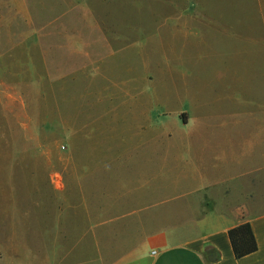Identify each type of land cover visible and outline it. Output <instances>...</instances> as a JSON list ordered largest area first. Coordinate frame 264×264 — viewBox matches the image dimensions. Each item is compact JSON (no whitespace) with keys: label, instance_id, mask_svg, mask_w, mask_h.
Segmentation results:
<instances>
[{"label":"rangeland","instance_id":"1","mask_svg":"<svg viewBox=\"0 0 264 264\" xmlns=\"http://www.w3.org/2000/svg\"><path fill=\"white\" fill-rule=\"evenodd\" d=\"M217 179L264 181V0H0V257L115 263Z\"/></svg>","mask_w":264,"mask_h":264},{"label":"crops","instance_id":"2","mask_svg":"<svg viewBox=\"0 0 264 264\" xmlns=\"http://www.w3.org/2000/svg\"><path fill=\"white\" fill-rule=\"evenodd\" d=\"M253 173L254 169L250 175ZM263 186L264 181L261 182L259 179L247 180L245 185L217 179V197L202 201V205L198 207L199 214L191 219L193 227L190 226L189 220L183 228L178 225L175 228L161 226L149 233L131 253L112 264H264ZM208 203H213L210 209ZM203 204L207 207H203ZM92 218L93 214L87 221L91 223L88 235L93 233ZM244 222L250 223L258 250L244 258L236 259L228 232ZM19 250L9 249L6 252L2 250L0 263L3 260L9 264H47L49 260L56 262L61 257L62 246L58 249L57 260L55 259L57 250L52 243L48 249L41 247L37 249L38 252L29 254L27 263H20ZM50 257H53V261ZM61 261L62 259L59 264H64ZM81 264L91 262L88 259Z\"/></svg>","mask_w":264,"mask_h":264},{"label":"trees","instance_id":"3","mask_svg":"<svg viewBox=\"0 0 264 264\" xmlns=\"http://www.w3.org/2000/svg\"><path fill=\"white\" fill-rule=\"evenodd\" d=\"M228 235L236 259L244 258L258 250L250 223L244 222L230 229Z\"/></svg>","mask_w":264,"mask_h":264}]
</instances>
